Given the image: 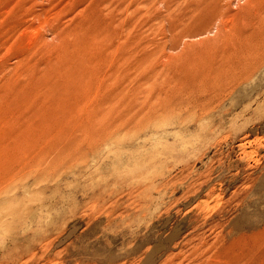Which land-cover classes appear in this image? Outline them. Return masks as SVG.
<instances>
[{
  "label": "rangeland",
  "instance_id": "1",
  "mask_svg": "<svg viewBox=\"0 0 264 264\" xmlns=\"http://www.w3.org/2000/svg\"><path fill=\"white\" fill-rule=\"evenodd\" d=\"M106 1L0 0V264H192L206 245L248 264L264 0L184 24L200 0Z\"/></svg>",
  "mask_w": 264,
  "mask_h": 264
},
{
  "label": "bare ground",
  "instance_id": "2",
  "mask_svg": "<svg viewBox=\"0 0 264 264\" xmlns=\"http://www.w3.org/2000/svg\"><path fill=\"white\" fill-rule=\"evenodd\" d=\"M132 1H134V0H132ZM149 2V0H145V3L146 4H149L148 3ZM218 2H219V0H200L199 1V3L195 6V8H193V12H194V14H193V16L192 15H189L188 17L187 16H185V18H186V20H182L181 22L184 24L185 22H187V21H191V20H193V17L195 16V15H202V16H206V15H209L210 17H213V16H215V14H213V13H211V11H213L214 9H215V7H217L218 6ZM221 2V1H220ZM92 3V2H91ZM106 3H107V5H106V7H112V6H119V5H117V4H115L114 3V1L113 0H109V1H106ZM140 3V2H139ZM94 4V3H93ZM96 4V3H95ZM100 4V3H99ZM143 4V3H142ZM105 5V4H104ZM145 5V4H144ZM222 7V6H221ZM226 7V6H225ZM256 7V6H255ZM260 7V6H259ZM146 8V7H145ZM153 8V7H152ZM151 8V9H152ZM189 8V7H188ZM110 9V8H109ZM108 12V11H107ZM214 12V11H213ZM192 13V12H191ZM110 14H113L112 13V10H110L109 11V15ZM147 15H148V17H149V14H148V12L146 13ZM46 14H44V16H45ZM213 15V16H212ZM228 16V15H227ZM259 16H260V14H259ZM101 17V16H100ZM208 17V16H207ZM261 17V16H260ZM150 18V17H149ZM227 18V17H226ZM147 20H145L143 23H142V26H144V25H146L147 23H148V21H149V19L148 18H146ZM51 20V19H50ZM128 18H126L124 21H122L123 23V25H125V24H129L128 23ZM169 20V19H168ZM231 20V19H230ZM263 20V19H262ZM226 21H228V20H226ZM164 22V21H163ZM230 22V21H229ZM44 24V23H43ZM180 25H182V24H180ZM45 27V26H44ZM110 27V23H107V22H105V28L107 29V28H109ZM179 26H170V27H168V29L166 28L165 30H163V31H168V32H173V31H175L177 28H178ZM181 27V26H180ZM230 27H231V25H230ZM233 28V27H232ZM55 30V29H54ZM207 30V29H206ZM73 31L74 30H72V32L70 33V34H72L73 33ZM227 32V30H225V28L224 27H222V26H220V27H218V30H217V35H216V37H215V39L214 40H216V41H221V42H223V43H229L231 40H232V37H231V34L234 32V30H233V32H231V34L230 33H226ZM53 33H54V35L55 34H57V31H53ZM60 33V32H59ZM113 33V32H112ZM84 34V33H83ZM190 34V33H189ZM73 35V34H72ZM57 36V35H56ZM103 36V35H102ZM174 36H176L175 38H177V37H190V35H188L186 32H178V35H174ZM192 36V35H191ZM13 37V36H12ZM69 38V37H68ZM120 38H122V37H120ZM119 38V39H120ZM65 39V38H64ZM70 39V38H69ZM133 40H135V39H133ZM119 41V40H118ZM136 42H137V40H135ZM139 41H140V39H139ZM32 43V42H31ZM85 43V42H84ZM92 43V42H91ZM91 43H89V47H91L92 46V44ZM97 43H99V42H95L94 44V46H96L97 45ZM138 43V42H137ZM137 43H136V45H137ZM100 45V44H99ZM102 45H103V42H102ZM123 45V44H122ZM83 47V49H84V47H85V49H88V45L87 46H82ZM92 48V47H91ZM107 48V47H106ZM105 48V49H106ZM1 49V48H0ZM90 49V48H89ZM51 50V49H50ZM96 50V49H95ZM87 51V50H86ZM133 51V50H132ZM48 52V51H47ZM66 53V52H65ZM51 54V53H50ZM17 55V54H16ZM81 58V57H80ZM80 60V59H79ZM89 61V60H88ZM93 65V64H92ZM86 68V67H85ZM56 73V72H55ZM113 76V75H112ZM101 81V80H100ZM10 83V82H9ZM43 87V86H42ZM69 90V89H68ZM18 91V90H17ZM20 91V90H19ZM81 92V91H80ZM84 92V91H83ZM211 92V91H210ZM24 93V92H23ZM96 93V92H95ZM37 94V93H36ZM91 97V96H90ZM257 236H255L256 238V240H257V242L260 244V246L259 247H257L252 253H251V258H250V260H249V262H248V264H264V247H263V244H264V228H263V230L262 231H259V233L258 234H256ZM50 246V245H49ZM220 249L219 248H217V247H212V245L211 246H199V247H196L195 249H194V253H193V255L195 256V258L194 259H192L191 260V263L192 264H216V263H218V262H220L221 261V258H223V256L224 255H222L221 253H220ZM225 257V256H224ZM196 258H201L202 260H201V262H198L197 261V259ZM42 259H44L43 257H41V256H37V254L36 253H32V255H31V257L30 258H28V260H25L24 259V257H23V259H22V264H39V262H40V260H42ZM232 262L230 263L229 262V264H239V262L237 261V262H234L233 260H231ZM221 263V262H220ZM219 264V263H218ZM227 264V263H226Z\"/></svg>",
  "mask_w": 264,
  "mask_h": 264
}]
</instances>
